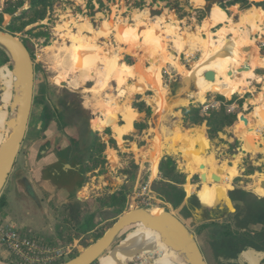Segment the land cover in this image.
I'll return each instance as SVG.
<instances>
[{
    "label": "rangeland",
    "instance_id": "374dc122",
    "mask_svg": "<svg viewBox=\"0 0 264 264\" xmlns=\"http://www.w3.org/2000/svg\"><path fill=\"white\" fill-rule=\"evenodd\" d=\"M91 1L95 7H91ZM101 1L104 3L103 7H100V4L97 3L98 0H61L49 11L46 20L26 29L25 32L34 29L30 34L17 35L26 42L33 59L35 68V95L45 92L48 98L45 105L50 108H54L53 104L57 100H61L58 106L62 111V116L60 117L62 123L61 127L58 125L59 130L64 132L68 138V142L72 145L74 144L73 141H76V146L79 149V160L81 162L86 161L88 156L91 155V145L95 139L100 138L101 142L106 144L102 152V158L107 161L108 166L101 179L103 189L99 191V197H96L102 198L104 201L100 204L97 203L92 208L90 207L85 215V219H90L94 225L100 226V230L78 237V234H76L77 230L71 225L70 231L67 232L69 227L63 225L57 217L54 208L65 209L67 204L76 200L74 197L65 201L66 203L63 206L56 207L54 206V202L50 203L52 205L47 209L52 217H46L44 221H48L49 223L43 222V224L48 227L55 226L56 236L45 240L55 244L59 243V246L76 245L73 257L81 253L84 250L85 244L93 242V236L100 231L106 233L113 226H111L112 222H115L120 216H118L117 207L107 205L110 203L108 198L112 194L121 192L117 191L119 187L123 186V195L127 197L126 204L128 206V203L140 194L145 183L150 178L152 181L155 180L154 183L160 181V178L156 179L155 174L157 173L156 170L161 159V152H164L163 158L165 156L173 157L177 161L179 169L188 176L184 188L186 190L188 186L190 191V193L187 192L189 203H185L189 216L184 217L180 213V210H174L170 204L161 203V200L156 195L151 209L156 208L172 212L185 221L197 236L208 264H229L232 260L236 261L237 258L244 255L243 252L237 254L234 259L230 258L233 254L232 252H228L231 253L230 255L228 254L229 257L223 254L217 258L214 252L216 244H213V240L208 238V232L202 231L200 234V228L210 223L212 219L231 223L234 228L233 219L237 213L238 204L236 202V204L232 203V205L227 206L225 203L226 199H228V194L230 195L231 192L243 191L251 194L254 198L264 199V146L261 145V148H259L258 143H261L259 142V136L254 134L252 139L253 135L250 136L251 131L246 129L248 128L246 127L247 124L243 123V121L240 122L238 130L240 129L241 131L238 134L235 133L234 126L231 129H226L223 133L224 135L220 134L215 141H207L205 125L192 129H185L183 127L181 109L192 104L201 105L198 101L201 90H199L196 82L199 77L203 76L205 78L207 73L214 75L213 73L216 72L215 65L218 59H214L211 64L212 72L205 73V70L200 66L209 50L208 43L213 44L211 49H215V42L223 41L226 44V49L223 51L224 57H222L223 55L220 57L222 60L228 58V56L226 57V55H229L228 49L234 45V51L237 50L236 53L233 52L235 54L234 63L237 61L239 64L242 61V57L239 56L241 49H239V44H233L235 40L232 41V39L241 35L243 37V32H245L248 38L243 41L246 44L244 46H249L251 43L253 47H260L264 38V18L263 20L258 19L257 13H252L251 11L244 13V10L247 9H244L245 6L242 3L234 6L233 12L235 14L237 12L239 15L235 17V14H232L226 26L227 28L223 27L217 31L216 29L212 30V27L209 29L207 27L206 30L208 31H206L204 27H206L207 21L210 20L209 17L212 9L214 6L220 7L216 0H210L208 7H206L205 0ZM232 1L228 0L227 4H231L230 2ZM263 1L249 0L248 2L260 3ZM2 2L4 0H1ZM28 8L29 3L25 5L23 10ZM252 8L256 9L257 7ZM258 9L263 10L262 8ZM1 11L2 8H0ZM223 12L225 13L226 20V12L224 10ZM14 17L4 15L2 27L6 29ZM253 18L255 19L253 20ZM112 25L117 28L113 29ZM104 29L108 30V37L103 34ZM146 29L148 31L153 29L155 31L152 33L153 36L155 35L154 38L148 35L139 36L140 38L137 37L139 31L144 32L147 31ZM228 32H232V35L228 36ZM40 33L43 35L37 36ZM258 34L262 35V37ZM178 36L179 39L177 41ZM120 40L125 41L127 46H117L114 44L115 42L117 44ZM78 42L91 44L90 50L96 53L99 52L97 64L93 70L82 73L76 70L71 56L74 55L75 58L79 53L78 50L74 52V50L69 51V49L73 43ZM185 43L187 44L185 45ZM177 49L180 50L178 51ZM89 54L90 52H86L87 56ZM113 55H117L121 62L126 64L127 69L131 73L136 74V76L125 78L119 82L114 79L116 76H110L108 79H105L103 70H105V67L110 66L106 61H111L114 58ZM250 58L252 59L253 56L250 55L245 59L249 60ZM107 59L110 60L108 61ZM2 60L3 53L0 51V123L4 118L6 120L4 127L0 128V145L2 143L1 135L5 136L7 133L13 99V81L12 86H8L6 80L8 77V66L1 65ZM263 60L261 58V61ZM263 63L261 62L260 64ZM242 67L245 66L243 65ZM252 69L251 76L246 77V79L242 74H239L240 70L238 73L231 70L225 75L226 78L237 77L242 79L243 84L245 83L239 92L231 94L233 95L231 98L235 95L238 98L243 96L245 99L247 96L252 97L250 103L246 101L244 103L246 105L244 106L243 104L245 109L241 106V113L238 114L237 122H239L241 114H244L246 117H253L256 111V104L253 102V98L255 99L264 90V85L260 84L262 77H264V69H260L257 64H254ZM156 71H158L159 78L154 77ZM188 76L192 79L190 84L185 83ZM13 77L12 79L14 80ZM2 82L8 88L7 92L1 91L2 85L4 86ZM149 90H151L150 93ZM8 92L11 94L10 102L6 104L2 102V99L5 98ZM203 95L204 98L209 96V99H207L209 102H218L219 105L222 102L216 96H229L226 91L206 92ZM226 96H224L226 98L225 104L229 106V112L237 113L238 109H234L233 111L230 109L233 107L231 104H237L238 102L229 101L231 103H228L227 100L229 98ZM176 100L188 101L187 106L183 107L176 103ZM129 101L132 103V106L135 102H144L151 109V113L147 118L146 112H139L138 123L143 124V122H146V128L141 130V128L136 127L133 136L123 141L122 135L129 132L130 128L123 131L118 129L117 124L120 123L119 113L123 114L122 118L127 126L130 123L132 127L133 120L137 118L128 109L130 105ZM173 104L174 106H172ZM111 108L112 111L109 112ZM208 110H211V108L207 109V107H204V111ZM3 114L4 118L2 117ZM125 116L128 117V121ZM98 120L100 123L101 121L104 123L100 130L97 129ZM110 123L118 136L120 145H117V147H114L110 143V140L115 138L114 131L111 130L110 134L103 133L104 125ZM256 125L254 124V127L250 125V127L254 131H262L261 127L255 129ZM193 129L195 130V134L191 133ZM240 137L243 141H240ZM132 144L134 145L133 152L124 150V147H129ZM22 159L23 155L20 160L22 161ZM111 164L116 167L118 166L117 168H120V170L112 169L110 167ZM15 167H17V163ZM13 174L8 180V187L6 185L2 193L4 197L5 194L9 196V200L12 196L11 192L13 194L17 192L16 190L22 192L16 186ZM201 176H203V180ZM214 176H218L220 181L215 182ZM85 182H88L87 179ZM204 184L214 190L225 188V192L222 195V204L219 207L217 205L214 207L215 209L210 212V217L201 210V204L207 207L209 203L206 199L201 198L199 200L197 197V193L200 192ZM22 193H19L20 196H23L24 193ZM194 198L198 201L197 207L192 206ZM127 206L124 213L132 210ZM232 207L233 211L230 210ZM43 211L45 212V210ZM35 213L39 214L37 211ZM51 219L52 222L50 221ZM10 223L16 226L18 231L28 234L19 227L16 221L6 219L3 210L0 211V226ZM137 230L139 229H134L123 235L101 257L103 259L101 261L98 260L95 264H110L107 261V256L110 254L114 255V249H121L123 244H125L122 249L123 252H119L118 257L113 260L114 263L118 261L120 264H160L162 262L163 264H174L172 259L176 255L172 253L173 251L169 253L167 258L159 262L153 261L154 259L150 255L149 258L147 255V248H150L151 243L157 238L155 232L152 230H148V233L144 232V236L149 240L148 247L130 241L127 242L129 236ZM29 235L35 237L30 233ZM72 236L73 238L71 239ZM0 250L6 249L0 246ZM13 259L7 262L13 261ZM71 259L66 260L70 261ZM64 263L62 262V264ZM179 263H182L180 259Z\"/></svg>",
    "mask_w": 264,
    "mask_h": 264
},
{
    "label": "trees",
    "instance_id": "16d2710c",
    "mask_svg": "<svg viewBox=\"0 0 264 264\" xmlns=\"http://www.w3.org/2000/svg\"><path fill=\"white\" fill-rule=\"evenodd\" d=\"M60 1L61 0H4V2L1 3L0 0V8H2V11L0 12V27H2L3 25L4 15L15 16L12 22L7 26L6 30H8L14 35L24 33L30 34L34 29L25 32L26 29L46 20L49 11L52 10L55 4ZM248 1L249 0H233L232 2H230L231 4L229 5L227 4L228 2L219 5L220 8H222L225 12L228 8L242 3L245 6L244 9H252V7H257L256 9L262 8L264 10V1L260 3H253ZM27 3H29V8L23 10ZM92 3L93 2L91 1V7H95ZM97 3L100 4V7L104 6V3L101 0H98ZM257 18L261 20V13H257ZM41 35L43 34L40 33L37 36ZM262 52L264 55V49L262 50ZM1 65L8 66V77H12L11 66L7 56L4 53ZM45 94L46 93L44 92L39 95H35L34 104L41 103L45 105V102L48 99ZM221 95L216 96L223 103V105L217 110L204 111V105H191L182 108L181 112L183 115V127L185 129H192L194 127H201L203 125H206L208 128L207 137L211 141H215L220 134L226 131V129H231L235 126L234 130H238L241 122L240 120L239 122H237L238 112H229L228 106H226L225 104L226 98L224 96L226 95ZM232 96L233 95L226 97L231 98ZM232 102H238L237 104L240 105L243 104V100L238 98L237 95L233 97ZM133 107L139 112H146L147 117L150 116L151 109L143 102H135L133 104ZM130 112L132 113L131 110ZM44 113V120L47 124L51 123L54 120H57L58 122H60V124L62 123L60 119L62 113L59 111V109L57 110L54 108L53 110L52 108L45 105ZM240 116L245 117V115L243 114H241ZM2 117L4 118V114L2 115ZM125 117L128 121V117ZM5 124L6 120L4 118V120L0 123V128H3ZM105 127H108V125L104 126V128ZM136 127L141 128V130H144L146 128V125L136 124ZM127 128H130L131 130L130 123L128 124V126L125 125L122 128L118 127L120 131H123ZM103 133L110 134V128H105L103 130ZM3 137L4 136L1 135V139H3ZM208 139L206 140L208 141ZM73 143V145L77 144L76 141H73ZM110 143L114 147H117L114 139H111ZM105 147L106 144L101 142L100 138H97L93 141L90 150L91 155L86 166V171L88 173L94 171H98V175H103L105 173L108 166L107 161L102 158V152ZM187 178L188 176L179 169L177 161L173 157L165 156L160 164V181L155 183L153 182L152 185V190L154 194L158 197V199L162 201L160 202L163 204H170L174 210H180V213L184 217L189 216V211L188 208L185 206V203L186 201L189 203V201L187 200V192L190 193V191L188 186L186 187V190L184 188L187 182ZM64 179L66 183H73V181L71 180L72 177H70V175H68ZM85 180L86 178L78 177L75 179L74 182L79 183L81 185L85 183ZM123 190L124 189H122L119 193L112 194L108 198L110 200V203L107 205L115 208L117 207L118 216L124 213L127 205V197L123 195ZM224 192L225 188L221 190H214L205 186L204 184L200 192L197 193V197L199 198V200L201 198L206 199L207 202L214 208L216 205L217 207H219L222 204V195ZM230 196L233 201L239 203L237 205V213L233 219L234 226H237V231L233 230V224L222 221L220 222L213 219L212 221H210V223L203 225L200 228V234L202 231L208 232V238L213 240V244H216V250L214 252L217 258H219L223 254L227 257L228 254H231L228 252H232L233 254L230 256V258L234 259L237 254L243 252L247 248L259 249L258 239H260V236H258V233L253 232L251 230V227L257 226L258 224H262L264 226V199L254 198L253 196H251V194L243 191L231 192ZM103 201L104 199L102 198H92L85 201L76 200L67 204L65 209L60 210V208H54V210L56 211V215L61 220L63 225L69 227V229H67V232L70 231V226L73 225V227L78 232H76V234H78V237H80L86 234L94 233L96 230H100V226L94 225L93 221H91L90 219L86 220L85 215L87 214V211L88 209H90V207L92 208L94 205H97V203L100 204ZM226 204L227 206L231 205L229 201H227ZM6 205V199L4 196H2L0 198V211H2L6 207ZM192 206H198V201L196 198L192 200ZM114 223L115 222L113 221L111 226ZM241 228H247V231H243L241 230ZM104 234V231L98 232L95 236L92 237V243L102 238ZM144 237L148 242V238L146 236ZM72 238L73 236L71 237V239ZM260 241H262V239H260ZM49 243L55 246H59V243L55 244L51 241ZM92 243L85 244L83 248H88ZM151 244L153 246L161 248L167 247L162 243V238H156V240H154V242H152ZM119 252H123L122 248L116 249L115 253H113L114 256H110V254L108 255V257L111 260H115L118 257ZM77 255H79V253ZM0 261L3 260L0 258ZM6 263L15 264L13 261H9Z\"/></svg>",
    "mask_w": 264,
    "mask_h": 264
},
{
    "label": "crops",
    "instance_id": "0c3cea01",
    "mask_svg": "<svg viewBox=\"0 0 264 264\" xmlns=\"http://www.w3.org/2000/svg\"><path fill=\"white\" fill-rule=\"evenodd\" d=\"M230 8H228L226 11V17H227L226 20L222 23L217 24V26L212 27L211 28L212 30L216 29L218 31L222 29L223 27L227 28L226 26L229 23L228 21L229 19H231V16L234 13L233 12L234 6ZM244 11H245L244 13L250 12V11L252 13H258V14L261 13L262 15L261 20H263L264 18L263 10L250 8ZM237 15H239V13L237 14L236 12L235 17ZM210 17H211V13H210ZM254 19L255 18H253V20ZM229 35H232V32H228V36ZM260 37H262V35H260ZM247 38L248 36H246V33L243 32V37L241 35V36L234 37L232 39V41L235 40L233 44H239V49H241L239 56H241L242 58H247L250 55L253 57L258 55V57L264 59V55H262V52H261L264 46V38H263V42L258 48L257 46L253 47L251 43L249 44V46H244L246 44H244L243 41H245ZM232 41H228V42H232ZM236 52L237 50L234 51V53ZM257 65L260 67V69H264V63L263 64L258 63ZM242 71H240L239 74L243 75L244 72ZM252 72H253V69H252ZM232 74L234 75L233 72ZM260 84L264 85V77H262V82H260ZM150 91L151 90H149V93ZM247 98L245 99L243 96H240V99L243 100V104L246 103ZM207 99H209V96L205 98L204 103L200 102L201 105H204V107H207V109L211 108V110H217L223 104L221 103L219 105L218 102H214V101L209 102ZM232 99L233 98H230L227 101L228 102L232 101ZM60 101L61 100H57V102L54 103L53 106L54 108H57V110L59 109V111L62 113L61 109L58 107L60 104L59 103ZM253 102L256 104V111L253 117L251 118V117L245 116L246 120L248 121V124L246 126L248 128L246 129L251 131L250 136L253 135L252 139L254 137L255 131L250 127V125L254 127V124H257L255 129L261 127L262 130H264V123H263L264 90L255 99L253 98ZM205 103H208V104H205ZM129 104L130 105L128 106V109H130L133 115H136L137 118L133 121L131 130H129V132H126L122 135L123 141L133 136V134L136 131V124H142V123H138V119L140 115L139 111L137 109H134L130 101H129ZM243 104L240 105V104L233 103L231 105L235 109L239 110L238 111V114H239L241 113V106L244 107L246 105L244 104L243 106ZM172 106H174V104ZM213 106H216V107L213 108ZM44 108H45V105L41 103L34 104L32 107L31 116H30V120H29V124L27 128V133H26L25 140L23 142L20 154L17 157V162H16L17 167L14 168V172L21 170L30 179V181L34 185V188L42 202V207H43V210H45V212L40 211L32 201H30L22 192H20V190L19 191L16 190L17 192H15L14 194L13 192H11L12 196L10 200H9V196L5 194L7 205L3 209V211L5 213L6 219L16 221L19 227L26 233L28 234L30 233L31 235H34L35 237L48 240L56 236L55 226L48 227L43 224V222L49 223L48 221H44L46 217H49V216L52 217V215L49 214V211L47 209L51 207L52 204L50 203L54 202V206L57 207L60 205L63 206L66 203L65 201H67L69 198L73 199L75 197L76 200L85 201V200L99 197L100 195L99 191L103 189V183L101 181L102 175H98V171H94L90 173L86 171V166H87L90 156H88L86 161L81 162L79 160V149L77 148L76 145H72L70 142H68L67 140L68 138L66 137L64 132H61L59 130V126L61 127L60 122H58L57 120H54L49 124L46 123V121L44 120V116H45ZM54 108L52 109L54 110ZM122 115H123L122 113H119L120 123L117 124L118 125L117 127L119 128H122L126 124L124 119L122 118L123 117ZM145 123L146 122H143V124ZM243 123L245 122L243 121ZM104 126H107V125H104ZM147 126H149V124H147ZM105 128H110V131L111 130L114 131V137H115L114 140L116 142V145H120L118 142L119 141L118 136L112 124L111 123L108 124V127H105ZM205 128H206L205 136L207 137L208 128L206 125H205ZM240 131H241L240 129L238 131L236 130L235 133L238 134ZM221 135H224V134L222 133ZM240 136H242V134H240ZM244 136H248V135H244ZM240 141H243L241 140V137H240ZM261 145L264 146V144L258 143L259 148H261ZM133 149H134L133 144L130 145L129 147L127 146L124 147L125 151L128 150V151L133 152ZM252 151H255V150H252ZM21 154L23 155L22 161L20 160L22 156ZM164 154H165L164 152H161V159L159 160L158 167H157V173L155 174L156 179L160 178V164H161ZM117 159H118V156H117ZM68 165H70L71 168L68 169ZM110 167L112 169L120 170V168H117L118 166L116 167L115 165H112V164L110 165ZM68 175L72 177L71 180L73 181V183H66L64 178L67 177ZM78 177L86 178L88 182L87 183L85 182L81 185L79 183H75L74 181ZM150 181L153 183L155 180L152 181L150 178ZM6 185L8 187L9 182H7ZM122 189H123V186L119 187V190L117 191H121ZM19 193H22L23 196L22 195L20 196ZM35 211L41 214V216H39V214H36ZM50 221L52 222V219ZM251 228H252L251 230L255 233H258V236H260V239H262V241H260L258 245L259 249L247 248L243 251L244 253L243 256H241L240 258H237L236 261L232 260V262H230L229 264H264V226L262 224H258L257 226H253ZM149 247L153 253L154 247L152 245H150ZM159 253L160 252L158 250L157 252H154V255H157ZM0 258L3 260V261H0V264H8L6 262L10 259H13V256L12 254H10V252L6 250H0ZM107 258H108L107 261L110 264H114V262L110 261V258L108 256ZM173 263L180 264L179 258Z\"/></svg>",
    "mask_w": 264,
    "mask_h": 264
},
{
    "label": "water",
    "instance_id": "95a60500",
    "mask_svg": "<svg viewBox=\"0 0 264 264\" xmlns=\"http://www.w3.org/2000/svg\"><path fill=\"white\" fill-rule=\"evenodd\" d=\"M227 1L216 0L218 4ZM205 2L208 7L210 0ZM0 51L7 56L14 76L10 120L5 140L0 145V198L10 176L14 173L18 189H21L24 195L43 212L42 202L30 179L21 170L14 172L34 105L33 59L26 42L3 27H0ZM205 78L209 80V76ZM251 99L252 97L248 96L247 103H250ZM239 119L248 124L244 116H240ZM191 133L195 134V130H191ZM69 168H71L70 165H68ZM201 178L203 180V176ZM213 179L215 182L220 181L218 176H214ZM228 198L232 205L233 201L229 194ZM213 209L215 208H207L201 204V210L209 217ZM151 210V208L138 207L123 213L102 238L64 264H95L123 235L142 226L160 232L162 243L173 251L172 253L181 260L182 264H208L197 236L181 218L168 211L154 215Z\"/></svg>",
    "mask_w": 264,
    "mask_h": 264
},
{
    "label": "bare ground",
    "instance_id": "6f19581e",
    "mask_svg": "<svg viewBox=\"0 0 264 264\" xmlns=\"http://www.w3.org/2000/svg\"><path fill=\"white\" fill-rule=\"evenodd\" d=\"M204 3V2H203ZM202 3V5H203ZM200 4V6H202ZM227 18V17H226ZM209 21H207L206 23V27L205 30L210 28V27H215L217 26V24L219 23H222L225 21V13L223 12V10L218 7V6H214V8L212 9V12H211V17H209ZM107 26V25H106ZM105 26V28L107 29V27ZM113 26V25H112ZM143 26V25H142ZM141 26V27H142ZM138 28V26H136ZM140 27V26H139ZM111 28V27H109ZM113 29L117 28L115 26L112 27ZM80 29V28H79ZM104 29L103 31V34L106 35L108 37V30ZM154 29V28H153ZM151 29L150 31H139V33L137 34V37H141L142 35H148V36H151L152 38H154L153 36V30ZM83 30V29H82ZM231 30V29H230ZM80 31V30H79ZM156 31V30H155ZM154 31V32H155ZM160 31V30H159ZM208 31V30H206ZM151 33V34H150ZM136 34V33H135ZM127 35V34H126ZM160 35V34H159ZM163 35V34H162ZM161 36V35H160ZM180 36V35H179ZM179 36L177 38V41L179 39ZM126 37V36H125ZM139 37V38H140ZM182 37V36H181ZM120 38V37H119ZM159 38V37H158ZM163 38V36H162ZM123 39V38H122ZM129 40V39H128ZM133 41H134V38H133ZM180 42H182L181 40H179ZM130 42H131V39H130ZM245 43V42H244ZM115 45L117 46H120V45H126L127 46V43L125 41H122L120 40V42H116L114 43ZM184 44V43H182ZM187 43H185L186 45ZM180 47H181V44L179 43ZM212 45L211 43H208V47H209V50L205 56V60H203V62L200 63V66L203 70H205V73L207 72H212V68H211V64L213 63L214 59H218V62L216 63L215 65V70L216 72H214L212 75V73H207L205 76H209V81H206V79L201 76L198 78L197 82V86L199 88V90H201V94L199 95V99L198 101L201 102V103H204L205 102V98H204V93H214V92H220V91H226L227 92V95H231L232 93L235 94L236 92H239L241 88L244 87V84H243V81L242 79H239L237 77H228L226 78V74L228 72H230L231 70H233L234 72H238L239 70L244 72L242 75L245 79L246 77L248 76H251V73H252V68L254 66V64H258V63H261V62H264L261 61V58L258 57V56H255L253 57L252 59L250 58L249 60L245 59V58H241V63L238 64V62L236 61L234 63V56L235 54L233 53L234 52V47H229L228 49V54L229 55H226V57L228 56L227 59H220V57L223 55V51L226 49V44L223 42V41H219V42H215V49H211L212 48ZM65 46V45H64ZM91 44H85V43H82V42H78V43H73V45L71 46V48L69 49V51H77L78 50V55L77 57L74 58V55L71 56L74 61V64H75V68L76 70H78V72H84V71H90V70H93V68L96 66L97 64V57H98V54L99 52H95L93 50H90L91 48ZM175 47V46H174ZM61 48V47H60ZM119 48V47H118ZM183 48V47H182ZM164 49V48H163ZM184 49V48H183ZM60 50V49H59ZM178 50V49H177ZM180 50V49H179ZM178 50V51H179ZM86 52H90V54L87 56L86 55ZM72 53V52H70ZM54 54V53H53ZM69 54V53H68ZM119 54V53H118ZM159 54V53H158ZM72 55V54H71ZM157 55V54H156ZM58 56V55H57ZM114 56V55H113ZM54 57V56H53ZM154 57V56H153ZM157 57V56H156ZM155 57V58H156ZM224 57V55L222 56ZM240 58V57H239ZM70 59V60H71ZM112 59V58H111ZM244 59V60H243ZM108 60V59H107ZM110 60V59H109ZM108 60V61H109ZM159 60V59H158ZM69 61V60H68ZM72 61V60H71ZM72 61V62H73ZM161 62V61H160ZM67 63V62H66ZM106 63H109L110 66H107L105 67V70H103L104 72V76H105V79H108L110 76H116V78H114L115 80H117L118 82L120 80H123L125 78H132V77H135L136 74H133L131 73L128 69H127V66L126 64L122 63L121 60L119 59V57L117 55L114 56V58L107 62ZM245 66V67H242V66ZM71 66V65H70ZM105 66V65H104ZM159 66V65H158ZM74 68V66H73ZM101 68V67H100ZM158 70V69H157ZM214 71V70H213ZM88 74V73H87ZM190 74V73H189ZM81 75V74H80ZM198 76V75H197ZM228 76V75H227ZM253 76V75H252ZM154 77L155 78H159V75H158V71H156L154 73ZM101 78V77H100ZM113 78V77H112ZM222 78H224L222 80ZM153 79V78H152ZM155 80V79H154ZM84 81V80H83ZM105 81V80H104ZM153 81V80H152ZM192 81V79L190 78V76H188V78H186L185 80V83L186 84H190V82ZM160 82V81H159ZM100 83V82H99ZM78 84V83H77ZM98 84V83H97ZM84 85V84H83ZM159 87V86H158ZM95 89V88H94ZM159 89V88H158ZM160 93V92H159ZM196 96V95H195ZM194 98V97H192ZM197 101V100H196ZM176 103L182 105V106H187V102L186 100H176L175 101ZM164 103V102H163ZM162 106V105H161ZM177 106V105H176ZM114 107V106H113ZM165 108V107H164ZM112 111V108L109 112ZM108 112V111H107ZM178 114V113H176ZM179 115V114H178ZM99 121V120H98ZM103 121H100L98 122V127L97 129L100 130L101 129V126H102ZM263 133H264V130L260 131V130H255L254 134H256L257 136H259L260 138V141L262 144H264V136H263ZM179 134V133H177ZM6 136V135H5ZM5 136L3 137L2 139V143L4 142L5 140ZM185 158V157H184ZM157 171V170H156ZM155 171V172H156ZM229 201V198L226 199V202ZM230 202V201H229ZM231 204V203H230ZM207 208H213L210 204L207 205ZM231 211H233V207L232 209H230ZM152 213L154 215H157V214H162L164 211H162L161 209H156V208H153L152 210ZM185 222V221H184ZM186 223V222H185ZM148 230H152L155 232V236L157 238H162V234L160 232H157L156 230L152 229V228H149V227H139V230H137L136 232H134L132 235L129 236V239L127 242H132V243H136V244H140L141 246H145V247H148V242L146 241L145 237H144V232H147L148 233ZM127 244V243H126ZM152 245V244H151ZM125 246V244H123V246H121V248L123 249ZM153 246V245H152ZM154 249H153V253H152V250L150 248H147V255L151 256L155 261V262H159L165 258H167V256L169 255L170 253V249L169 247H165V248H161V247H157V246H153ZM159 250V254L157 255H154V252H157ZM137 255V254H136ZM149 256V258H150ZM177 256H175L173 259H172V262H175L178 258H176ZM102 259V258H101ZM100 259V260H101ZM170 259V258H169ZM110 261L113 262V260L110 259ZM119 262L117 261V263H114V264H118ZM160 264H163L160 263Z\"/></svg>",
    "mask_w": 264,
    "mask_h": 264
},
{
    "label": "built area",
    "instance_id": "2783aa9c",
    "mask_svg": "<svg viewBox=\"0 0 264 264\" xmlns=\"http://www.w3.org/2000/svg\"><path fill=\"white\" fill-rule=\"evenodd\" d=\"M234 109L232 107L230 110ZM152 185L148 180L140 194L133 198L128 206L131 209L152 208L156 198ZM0 246L12 254L15 264H62L73 257L76 249V245L55 246L43 238L24 234L12 223L0 226Z\"/></svg>",
    "mask_w": 264,
    "mask_h": 264
},
{
    "label": "flooded vegetation",
    "instance_id": "af4514ba",
    "mask_svg": "<svg viewBox=\"0 0 264 264\" xmlns=\"http://www.w3.org/2000/svg\"><path fill=\"white\" fill-rule=\"evenodd\" d=\"M13 77V76H12ZM12 77H7V84H8V86H12V81H13V79H12ZM2 84H4V82H2ZM2 92H7L8 91V88L5 86V84H4V86L2 85V90H1ZM10 92H8L7 94H6V96H5V98H3L2 99V102L3 103H6L7 104V102L9 103L10 101ZM50 144V143H49ZM66 176V175H65ZM233 201V200H232ZM233 203H235L236 204V202L235 201H233ZM237 204H239L238 202H237ZM233 230L234 231H237V226H234V228H233ZM241 230H243V231H247V228H241ZM258 243H260V239H258ZM202 251H203V249H202ZM204 253V252H203ZM205 255V254H204ZM206 261H207V259H206Z\"/></svg>",
    "mask_w": 264,
    "mask_h": 264
}]
</instances>
